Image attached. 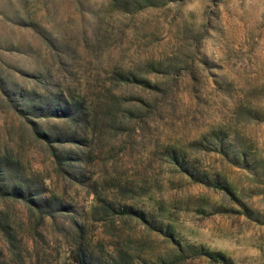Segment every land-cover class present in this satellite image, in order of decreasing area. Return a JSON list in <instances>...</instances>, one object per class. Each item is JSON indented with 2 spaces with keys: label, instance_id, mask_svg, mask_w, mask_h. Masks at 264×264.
I'll list each match as a JSON object with an SVG mask.
<instances>
[{
  "label": "rangeland",
  "instance_id": "obj_1",
  "mask_svg": "<svg viewBox=\"0 0 264 264\" xmlns=\"http://www.w3.org/2000/svg\"><path fill=\"white\" fill-rule=\"evenodd\" d=\"M0 264H264V0H0Z\"/></svg>",
  "mask_w": 264,
  "mask_h": 264
}]
</instances>
